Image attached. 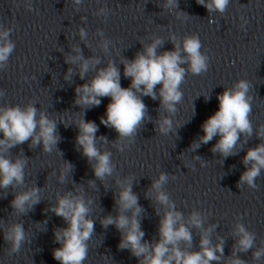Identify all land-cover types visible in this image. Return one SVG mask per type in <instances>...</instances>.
Masks as SVG:
<instances>
[{
    "label": "clouds",
    "instance_id": "clouds-1",
    "mask_svg": "<svg viewBox=\"0 0 264 264\" xmlns=\"http://www.w3.org/2000/svg\"><path fill=\"white\" fill-rule=\"evenodd\" d=\"M79 3L80 0H75ZM209 13L219 11L223 13L229 4V0H196ZM166 7H179L178 0H166ZM9 31L0 32V64L7 61L13 51L14 45L8 40ZM83 38L86 34L80 30ZM173 41L175 37L172 38ZM162 41L157 38L147 45L143 53H138L132 61H122L124 64V76L131 78L129 87L120 84V71L113 63L106 68L97 69L100 63L98 59H85L79 48L74 49L75 56H69L66 63L78 64L79 76L83 80L90 71L96 74L89 82L78 85L75 89L76 98L74 103L83 108L99 106L101 97H110L111 102L107 105L105 116L100 118V123L105 127L114 128L118 133L117 140L132 137L137 132L146 115V105L141 96H150L157 99L156 86L160 85L159 98L161 105L169 112H174L175 105L182 99L180 85L185 77V69L180 67L188 63L190 71L199 75L208 70L207 57L201 49V42L196 36L186 37L183 41V51L174 44V51H165L157 54V48ZM72 69H68L71 75ZM249 85L246 81H238L233 89H225L217 96L219 101L218 110L209 116L202 124L203 135L194 147L207 144L213 137L219 136L211 151L219 153L224 157L235 154L234 149L240 134L252 135V126L249 120L251 112L250 97L247 93ZM139 93V95H138ZM207 100L208 98L205 97ZM35 106L29 105L25 109L19 106L0 108V189L17 187L24 183V169L26 158L17 157L11 159L7 153L9 149L31 140L30 147L43 145V151L51 153L54 149L59 152L56 145L59 141L56 121L49 119L44 113L39 114ZM76 143L80 146L82 154L89 162L95 160L93 173L95 177L103 179L111 175L113 166L110 161L111 153H101L96 147L98 125L91 120L81 118L78 125ZM161 133L167 134L172 129V121L165 117L157 125ZM257 137H264V132H257ZM106 140V137H100ZM121 150H123L121 148ZM246 170L241 174L238 187L247 183L255 188V180L264 169V143L255 148H249L243 158ZM249 164L251 166L249 167ZM72 170V165L65 163L61 172V180ZM168 177L161 174L159 179L153 182V187L159 189L167 181ZM40 188L32 187L31 190L16 192L10 202L13 210L20 214H26L34 205L41 202ZM157 200L161 204H167L170 209L173 205L169 203L165 193L159 192ZM90 203V202H89ZM118 215H108L101 220L103 227L115 225L121 230L122 236L118 247L128 249L132 255L139 260V264H210L218 261L223 255V242L211 246L207 235L211 229L202 235L200 251L188 252L179 247L180 242L191 244L192 235L189 228L180 223L182 215L176 211H168L160 221L158 229L159 239L155 243L143 241L144 232L140 228L137 215L140 207L137 196L133 194L131 185H126L119 194L117 200ZM133 210L131 217L123 213ZM48 211L61 217L66 222V227L54 230V238L60 247L53 249V258L60 264H84L88 254V244L94 233V221L89 218L90 209L83 197H73L71 193L58 198L55 206H50ZM190 223L201 227L202 221L198 213H192ZM237 233L240 238L237 246L240 251H248L253 247L254 235L246 231L243 225H237ZM3 239L9 244L11 253H18L22 244L26 241V233L23 224L14 223L3 231ZM264 255V249L253 253L255 259ZM229 264H246L238 257L232 258Z\"/></svg>",
    "mask_w": 264,
    "mask_h": 264
}]
</instances>
